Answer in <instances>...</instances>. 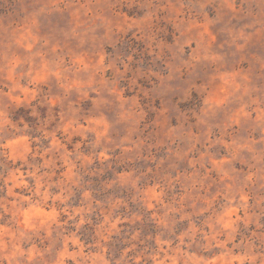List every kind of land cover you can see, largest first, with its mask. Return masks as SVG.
<instances>
[{
	"label": "rangeland",
	"instance_id": "374dc122",
	"mask_svg": "<svg viewBox=\"0 0 264 264\" xmlns=\"http://www.w3.org/2000/svg\"><path fill=\"white\" fill-rule=\"evenodd\" d=\"M132 262L264 264V0H0V264Z\"/></svg>",
	"mask_w": 264,
	"mask_h": 264
},
{
	"label": "trees",
	"instance_id": "16d2710c",
	"mask_svg": "<svg viewBox=\"0 0 264 264\" xmlns=\"http://www.w3.org/2000/svg\"><path fill=\"white\" fill-rule=\"evenodd\" d=\"M113 245L114 244H111V248H110V253H112V254H114V250H113ZM114 256H115V254H114ZM116 257V256H115ZM131 264H136L135 262H132Z\"/></svg>",
	"mask_w": 264,
	"mask_h": 264
}]
</instances>
